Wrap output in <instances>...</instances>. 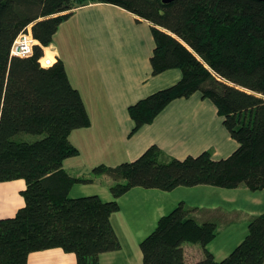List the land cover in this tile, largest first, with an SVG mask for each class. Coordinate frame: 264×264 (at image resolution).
I'll return each mask as SVG.
<instances>
[{
  "label": "trees",
  "instance_id": "16d2710c",
  "mask_svg": "<svg viewBox=\"0 0 264 264\" xmlns=\"http://www.w3.org/2000/svg\"><path fill=\"white\" fill-rule=\"evenodd\" d=\"M97 1L149 21L152 74L181 72L175 83L128 106L129 135L172 100L199 92L216 106L237 147L220 159L209 151L162 159L161 150L150 145L132 161L93 167L94 174L110 178L111 200L69 196L74 183L91 182L63 168L65 159L78 154L70 132L90 120L62 60L43 68L38 59L72 9L86 0H0V182H25L23 206L0 218V264H27L31 252L55 247L74 253L77 264H99L101 253L120 247L110 216L119 210L118 198L133 187L264 189V1ZM27 26L38 44L30 56H10L14 38ZM19 133L40 138L18 139ZM233 220L179 202L140 242L141 264H264V212L249 220L246 235L224 259L215 260L206 249L217 227ZM183 243L199 244L202 258L187 262Z\"/></svg>",
  "mask_w": 264,
  "mask_h": 264
},
{
  "label": "crops",
  "instance_id": "0c3cea01",
  "mask_svg": "<svg viewBox=\"0 0 264 264\" xmlns=\"http://www.w3.org/2000/svg\"><path fill=\"white\" fill-rule=\"evenodd\" d=\"M71 13L45 50L62 60L90 120L89 126L70 132L69 142L78 154L65 159L63 168L70 175L90 178L91 182L74 183L69 196L97 195L111 200L110 178L94 174L93 167L132 161L150 145L161 150L162 159H183L203 151L220 159L237 147L216 106L199 92L172 100L151 123L129 135L133 122L128 106L175 83L181 72L172 68L152 74L154 41L149 21L97 0H86ZM24 187L23 179L0 182V218L15 215L23 206ZM180 201L234 219L230 224H220L206 245L214 259L220 261L242 241L249 220L264 212V189L251 191L244 185L223 188L205 184L177 186L168 191L133 187L118 198L119 210L110 216L120 247L101 253L99 264H141L140 242L155 228L158 219ZM183 253L187 262H196L203 256L197 243H183ZM27 264L77 263L74 253L55 247L31 252Z\"/></svg>",
  "mask_w": 264,
  "mask_h": 264
},
{
  "label": "built area",
  "instance_id": "2783aa9c",
  "mask_svg": "<svg viewBox=\"0 0 264 264\" xmlns=\"http://www.w3.org/2000/svg\"><path fill=\"white\" fill-rule=\"evenodd\" d=\"M38 44V41L33 37L30 27L27 26L14 38L10 46V56L27 57L33 52V48ZM48 46H43V55L38 59L40 67L47 68L52 66L57 61V56L46 52Z\"/></svg>",
  "mask_w": 264,
  "mask_h": 264
},
{
  "label": "rangeland",
  "instance_id": "374dc122",
  "mask_svg": "<svg viewBox=\"0 0 264 264\" xmlns=\"http://www.w3.org/2000/svg\"><path fill=\"white\" fill-rule=\"evenodd\" d=\"M16 138L18 139H24V140H36L40 138V135L37 134H31V133H19L16 135ZM107 154V153H106ZM111 154H107L108 157H110ZM183 202V201H180Z\"/></svg>",
  "mask_w": 264,
  "mask_h": 264
},
{
  "label": "water",
  "instance_id": "95a60500",
  "mask_svg": "<svg viewBox=\"0 0 264 264\" xmlns=\"http://www.w3.org/2000/svg\"><path fill=\"white\" fill-rule=\"evenodd\" d=\"M163 1V3H169V2H171L172 0H162ZM258 1H264V0H258Z\"/></svg>",
  "mask_w": 264,
  "mask_h": 264
}]
</instances>
